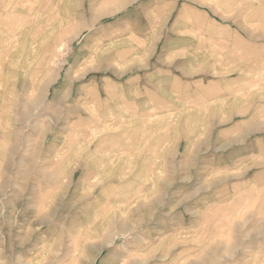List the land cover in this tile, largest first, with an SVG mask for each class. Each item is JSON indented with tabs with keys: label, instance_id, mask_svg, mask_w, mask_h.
<instances>
[{
	"label": "rangeland",
	"instance_id": "1",
	"mask_svg": "<svg viewBox=\"0 0 264 264\" xmlns=\"http://www.w3.org/2000/svg\"><path fill=\"white\" fill-rule=\"evenodd\" d=\"M0 264H264V0H0Z\"/></svg>",
	"mask_w": 264,
	"mask_h": 264
}]
</instances>
